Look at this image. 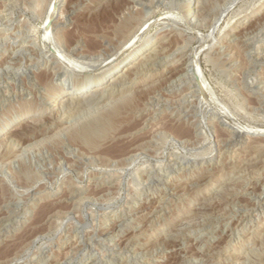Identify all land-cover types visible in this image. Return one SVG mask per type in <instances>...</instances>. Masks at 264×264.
<instances>
[{"label":"rangeland","instance_id":"374dc122","mask_svg":"<svg viewBox=\"0 0 264 264\" xmlns=\"http://www.w3.org/2000/svg\"><path fill=\"white\" fill-rule=\"evenodd\" d=\"M56 1L0 0V264H264V0ZM117 17L141 40L120 48ZM146 39L169 45L159 65L66 111L71 84ZM85 49L102 53L87 62ZM189 52L199 76H156ZM126 100L141 113H116ZM225 113L252 135H234Z\"/></svg>","mask_w":264,"mask_h":264},{"label":"bare ground","instance_id":"6f19581e","mask_svg":"<svg viewBox=\"0 0 264 264\" xmlns=\"http://www.w3.org/2000/svg\"><path fill=\"white\" fill-rule=\"evenodd\" d=\"M58 1V0H57ZM56 1V2H57ZM99 0H95L90 6H92V5H94L95 3H97ZM111 1V0H110ZM112 1H114L113 3H118L119 1L118 0H112ZM135 1V0H134ZM133 1V2H134ZM54 3V4H52V7H51V9H50V12H47L48 13V17H47V22H46V25H44L43 26V29L45 30V32L47 31H49V29H48V25H49V21L51 20V18H52V16H53V14H54V12H55V8H56V4L57 3ZM104 2H105V0H104ZM109 2V1H108ZM107 2V3H108ZM103 3V2H102ZM106 3V2H105ZM110 4H111V2H109ZM108 3V4H109ZM112 3V4H113ZM146 3V2H145ZM172 3H174V2H172ZM104 4V3H103ZM175 4V3H174ZM185 4H186V6L187 7H189V5H191V2H190V0H187L186 2H185ZM87 5V4H86ZM99 5V4H98ZM97 5V6H98ZM102 5V4H101ZM101 5H99L100 7H104L103 5L101 6ZM106 5V4H105ZM153 5V4H152ZM134 6V5H133ZM5 7V6H4ZM7 7V6H6ZM99 7V8H100ZM98 8V9H99ZM49 10V9H48ZM96 10V9H95ZM97 11V10H96ZM187 11H189V10H187ZM203 12V11H202ZM126 13V12H125ZM4 14H5V12H4ZM171 14V13H170ZM146 16V15H145ZM5 17V16H4ZM135 17V16H134ZM175 17V16H174ZM60 18V17H59ZM117 18H119L120 19V21L118 22V24H117V26H116V30L117 31H113L114 33H118L117 35L120 37V39H119V41L117 42V43H119V47H120V45L122 44V45H124L123 43H126L127 44V42H129L130 40H131V38L134 36V34H136L137 35V28H138V26H139V24H137V22L134 24H132V23H129L127 20H125V19H121V17H117ZM195 18V17H194ZM193 18V19H194ZM136 19V18H135ZM175 19H178V18H175ZM182 19V18H181ZM6 20V19H5ZM143 20V19H142ZM185 20V19H184ZM195 20V19H194ZM46 21V20H45ZM190 21V20H189ZM193 21V20H192ZM171 22V21H170ZM114 23V22H113ZM149 23V22H148ZM147 23V24H148ZM45 24V23H44ZM51 24V23H50ZM181 24V23H180ZM141 25V24H140ZM194 25V24H193ZM148 26V25H147ZM147 26H146V28H147ZM176 26V25H175ZM25 27V26H24ZM142 27V26H141ZM149 27V26H148ZM50 28V27H49ZM145 28V29H146ZM180 28V27H179ZM182 28H183V26H182ZM185 28V27H184ZM184 28H183V30H184ZM48 29V30H47ZM141 29V28H140ZM187 29V28H186ZM190 29V28H189ZM188 29V30H189ZM43 30V31H44ZM17 31H19V30H17ZM139 31V30H138ZM145 31V30H144ZM90 32V31H89ZM95 32V31H94ZM97 32V31H96ZM141 32H143V30L141 31ZM43 34H45V33H43ZM140 34V36H138L137 38H135L132 42H131V45H134L139 39H140V37H141V33H139ZM45 35H47V34H45ZM73 35V34H72ZM79 35V34H78ZM77 35V36H78ZM82 35V34H81ZM159 35H161V34H159ZM170 35V34H169ZM184 35H186V34H183V36ZM172 36H174V35H172ZM209 36V35H208ZM45 37V36H44ZM80 37H82V36H80ZM90 37V36H89ZM203 37V36H202ZM8 38V37H7ZM24 38V37H23ZM134 38V37H133ZM172 38V37H171ZM75 40L77 39V38H74ZM93 39V38H92ZM203 39V38H202ZM14 40V39H13ZM68 40V39H67ZM78 40V39H77ZM80 40V39H79ZM79 40H78V42H79ZM141 40V39H140ZM90 41V40H89ZM183 41H186V40H183ZM31 42V41H30ZM172 42V41H171ZM22 43V42H21ZM80 43V42H79ZM173 43V42H172ZM92 44H94V43H92ZM130 44V43H129ZM128 44V45H129ZM160 44V43H159ZM171 44V43H170ZM23 45V44H22ZM74 45V44H73ZM88 45H90V44H88ZM97 45V44H96ZM121 45V46H122ZM130 45V46H131ZM184 45V44H183ZM77 46V45H76ZM94 46V45H93ZM117 46V48H119ZM228 46V45H227ZM91 47V46H90ZM124 47H128V46H124ZM124 47H123V50H124ZM184 47V46H183ZM27 48V47H26ZM52 48V47H51ZM69 48H70V50L72 51V50H74V46L72 47V45H70L69 46ZM83 48V47H82ZM87 48H89L88 46H87ZM121 48V47H120ZM179 48H180V46H179ZM204 48V50L207 48V47H203ZM202 48V49H203ZM221 48H223V47H221ZM168 49H169V45L167 46V45H163V44H160V45H157V44H153L152 45V40L151 39H146L145 41H143V43L142 44H140L138 47H136L133 51H131L130 53H128V54H125V55H123V56H121L119 59H118V61L115 63V64H113L111 67H109V68H107V69H105L104 71H102L99 75H97V76H95V77H93V78H89L87 75V77H85V78H82V79H80L79 81H77V82H75V83H73V84H71L69 87H68V89H67V93H66V96H65V108H66V111L67 112H70V111H72V112H77V111H80V110H85L87 107H89V106H95V107H97L96 105H99V104H101V103H103L105 100H103V98L104 97H106V98H109V97H111V96H113V94H114V92H112V93H110V91H116V92H118V91H120L119 89H118V84H120L121 85V83H122V85H124L125 83H126V81H127V83H129L130 84V82H131V79H132V77L134 76V75H136L138 72H140V70L141 69H143L144 70V68H143V66L144 65H148V66H152L153 68H154V66H156L157 64L159 65V63H161V60H163V59H161V58H163V57H165V56H163V54H165L166 55V53H168L169 51H168ZM181 49V48H180ZM200 50H202L201 48H199ZM50 50V49H49ZM59 50V49H58ZM58 50H56V51H58ZM66 50V49H65ZM191 50V49H190ZM194 49H192V51H193ZM227 50V49H226ZM18 51V50H17ZM70 51V52H71ZM79 51V50H78ZM173 51V50H172ZM179 51V50H178ZM189 51V50H188ZM203 51V50H202ZM16 52V51H15ZM54 52V51H53ZM118 52V51H117ZM117 52H116V54H117ZM121 52V50L119 49V53ZM140 52V53H139ZM173 52H177V51H173ZM194 52V51H193ZM198 52V51H197ZM13 53V52H12ZM102 53V49L100 50L99 49V51L98 50H90V49H85V50H82V52L80 53V55H81V57L82 58H84L83 60H85L86 59V61H87V59H94V58H96V57H99L100 56V54ZM111 53V52H110ZM115 53V52H114ZM118 53V54H119ZM137 53H139V57H135V55H137ZM190 53V52H189ZM207 53V52H206ZM205 53V54H206ZM55 54V53H54ZM60 54H63V53H61L60 52ZM115 54V55H116ZM200 54H201V52H199V53H190V54H184L183 55V57H182V59H181V62L179 63V64H177V66H175V67H172V68H170V67H168L167 69H164L163 71H161L159 74H157L156 76H158V77H164V76H166L167 74H169V73H171V71H173L172 73L174 74L175 72V70L177 71V70H179L178 68H181L180 70L182 71H185V72H187V73H191L193 70H192V65L194 64V63H196V60H197V58H198V55H199V57H200ZM261 54V53H260ZM29 55V54H28ZM66 55V54H65ZM79 55V54H78ZM79 55V56H80ZM170 55V54H169ZM217 55V54H216ZM51 56V55H50ZM60 56V55H59ZM102 57H103V55H101ZM105 56V55H104ZM111 56V55H110ZM112 56H113V53H112ZM142 56V57H141ZM163 56V57H162ZM213 56V55H212ZM215 56V55H214ZM53 57H55V56H53ZM57 58H59L58 56H56ZM116 57V56H115ZM134 57H135V59H134ZM217 57V56H216ZM6 58V57H5ZM57 58H56V60H57ZM60 58H61V56H60ZM67 58V57H66ZM65 58V59H66ZM101 58V57H100ZM107 58V57H106ZM111 58V57H110ZM68 59H70V58H68ZM96 59H98V58H96ZM95 59V60H96ZM131 59H134V61H136V60H138L139 59V61L137 62V63H135V64H131L130 63V60ZM199 59V58H198ZM216 59V58H215ZM39 60V59H38ZM59 61H61L60 59H58ZM57 60V61H58ZM72 60V59H71ZM70 60V61H71ZM75 60V59H74ZM95 60H94V62H95ZM105 60V59H104ZM33 61V60H32ZM67 61V60H66ZM97 61V60H96ZM132 61V60H131ZM133 61V62H134ZM5 62V61H4ZM62 62V61H61ZM68 63H69V61H67ZM72 62V61H71ZM71 62H70V65H71ZM76 62H79L78 64H80L81 65V61H75V63ZM88 62V61H87ZM87 62H85L86 64H87ZM90 62V61H89ZM93 62V63H94ZM109 62V61H108ZM103 63H106V62H104L103 61ZM216 63V62H215ZM233 63V62H232ZM65 64V63H64ZM77 63L75 64V66L76 65H78ZM91 64H92V62H91ZM96 64V63H95ZM27 65V64H26ZM66 65H68V64H66ZM69 65V66H70ZM80 65H78L79 67H80ZM84 63H83V65H81V66H83L84 67ZM100 65H101V63H100ZM100 65H98V66H100ZM234 65V64H233ZM77 66V67H78ZM86 67L88 66V64L87 65H85ZM91 66V65H90ZM95 66V65H94ZM74 67V66H73ZM86 67H84V68H86ZM92 67V66H91ZM198 67V66H197ZM68 68V67H67ZM81 68V67H80ZM89 68V67H88ZM149 68V67H148ZM201 68V67H200ZM199 68V69H200ZM73 69H76V67L75 68H73ZM78 69V68H77ZM82 69V68H81ZM152 69V68H151ZM196 69V70H195ZM83 70V69H82ZM6 71V70H5ZM19 71V70H18ZM32 71V70H31ZM64 71V70H63ZM142 71V70H141ZM182 71V72H183ZM194 71L197 73V75L199 76V73L198 72H200V70L198 71V69L197 68H194ZM195 72H192V74H196ZM23 73V72H22ZM66 73V72H65ZM179 72H177V74H178ZM202 73V72H201ZM184 74V73H183ZM189 74L187 75V76H189ZM171 75V74H170ZM169 75V76H170ZM185 76H186V74H185ZM184 76V77H185ZM186 76V77H187ZM202 76H204V75H202ZM201 75H200V78L202 77ZM185 77V78H186ZM191 77H194L193 75H191ZM190 76H189V78L190 79H192ZM195 77H196V75H195ZM128 78V79H127ZM157 78V77H156ZM199 77H198V79H196V81H198V83L200 82L201 83V81H203L204 80V78H203V80H202V78L200 79ZM161 79V78H160ZM188 79V78H187ZM157 80H159L158 78H157ZM163 80V79H162ZM181 80H183V79H181ZM193 81H194V79H193ZM157 82V81H156ZM185 82V81H184ZM203 82H206L205 80L203 81ZM202 82V83H203ZM170 83V82H169ZM148 84V83H147ZM171 84V83H170ZM169 84V85H170ZM191 84V83H190ZM194 84V83H193ZM203 84H205V83H203ZM114 86V88L113 89H110V86ZM127 85V84H126ZM198 85V84H197ZM200 85V84H199ZM141 86V85H140ZM153 87V86H152ZM151 87V88H152ZM179 87V86H178ZM207 87H208V85H207ZM112 88V87H111ZM141 88V87H140ZM205 88V87H204ZM138 89V88H137ZM147 89V88H146ZM202 89V88H201ZM209 89V91H210V87L208 88ZM124 90V89H123ZM127 90H128V88H127ZM126 90V91H127ZM149 90V89H148ZM125 91V90H124ZM129 91V90H128ZM133 91V90H132ZM155 91H156V89H155ZM142 92V91H141ZM192 92V91H191ZM196 92V91H195ZM198 93H199V91H197ZM212 92V91H211ZM210 92V93H211ZM156 93V92H155ZM127 94V93H126ZM157 94V93H156ZM213 94V93H212ZM211 94V95H212ZM122 96V95H121ZM147 96V95H146ZM154 96V95H153ZM185 96V95H184ZM140 97V96H139ZM211 97V96H210ZM217 97V96H216ZM105 98V99H106ZM116 98V97H115ZM138 98V97H137ZM147 98V97H146ZM201 98V97H200ZM207 98H208V96H207ZM116 99H118V97L116 98ZM143 99V98H142ZM141 99V100H142ZM103 100V101H102ZM184 99L182 98V100L181 101H183ZM211 100V99H210ZM185 101V100H184ZM204 101V100H203ZM133 103V102H132ZM131 103V100H126V101H124V106H122V107H120V108H116V110H115V112L116 113H118V112H124V111H126L127 113H129V115H130V113L133 115V114H140L141 113V109H139L140 107H139V105L138 106H134L133 104ZM143 103V102H142ZM149 103V102H148ZM219 103V102H218ZM214 105V104H213ZM224 105V104H223ZM107 106V105H106ZM94 107V108H95ZM101 107H103V106H101ZM137 107H139V108H137ZM196 107V106H195ZM216 107V106H215ZM221 107V106H220ZM224 107V106H223ZM94 108H92V109H94ZM191 108V107H190ZM189 109V108H188ZM222 109V108H221ZM224 109V108H223ZM176 110V109H175ZM203 110V109H202ZM212 110V109H211ZM227 110V109H226ZM88 111V110H87ZM215 111V110H214ZM222 111V110H221ZM224 111H225V109H224ZM236 111V110H235ZM186 112V111H185ZM193 112V111H192ZM216 112V111H215ZM218 112V111H217ZM226 112V111H225ZM228 112V111H227ZM125 113V112H124ZM220 112H218V113H216V114H219ZM222 113H223V111H222ZM64 114V113H63ZM224 114V113H223ZM226 115H222V118H221V114L219 115L220 117H218L219 119H223L224 120V122L226 121V123H232L233 125H231V126H228V128L232 131V133L234 134V135H236L237 137H243V136H250V135H252V132L250 131V130H252V129H250V128H248L247 130L246 129H244L243 127H241L240 126V124L237 122V120L235 119V118H233V117H231V116H229V115H227V113H225ZM131 115V116H132ZM153 115V114H152ZM195 115V114H194ZM234 115V114H233ZM65 116V115H64ZM84 116V115H83ZM134 116V115H133ZM149 116V115H148ZM170 116V115H169ZM214 116H217V115H214ZM81 117V116H80ZM128 117V116H127ZM77 118V117H76ZM38 119V118H37ZM69 119V118H68ZM129 119V118H128ZM70 120V119H69ZM170 121V120H169ZM33 122V121H32ZM31 122V123H32ZM36 122V121H35ZM69 122V121H68ZM71 122V121H70ZM105 124H110L111 123V117H108V118H106L104 121H103ZM182 122V121H181ZM215 122V121H214ZM26 123H28V122H26ZM30 123V122H29ZM34 123V122H33ZM73 123V122H72ZM124 123H126V122H124ZM134 123V122H133ZM137 123V122H136ZM139 123V122H138ZM221 123V122H220ZM75 124V123H74ZM230 125V124H229ZM20 126H22V125H17V126H15L13 129H10V133L13 135V134H16V135H14V136H19V131H20V129H21V127ZM166 126V125H165ZM139 127V126H138ZM159 127V126H158ZM174 127V126H173ZM106 128V127H105ZM137 128V127H136ZM154 128V127H153ZM210 128V127H209ZM257 128V127H256ZM64 129V128H63ZM72 129V128H71ZM188 129V128H187ZM62 130V129H61ZM66 130V129H65ZM151 130V129H150ZM163 130H165V129H163ZM9 131V130H8ZM40 131V130H39ZM95 131V130H94ZM122 131V130H121ZM166 131H168V130H166ZM253 131V130H252ZM145 132V131H144ZM152 132V131H151ZM172 132V131H171ZM176 132H178V133H182V132H184L182 129H178V131H176ZM186 132V131H185ZM193 132V131H192ZM202 132V131H201ZM21 133H22V135H23V132H20V135H21ZM167 133V132H166ZM106 134V133H105ZM161 134H162V132H161ZM183 135H181L182 137H180V138H184V139H187V136L184 134V133H182ZM191 134V133H190ZM224 134V133H223ZM55 135H56V133H55ZM107 135V134H106ZM172 135V134H171ZM178 135V134H177ZM255 135H260V136H262L263 138H264V130L263 131H260V132H257L256 131V134ZM30 136V135H29ZM112 136V135H111ZM169 136V135H168ZM189 136V135H188ZM216 136V135H215ZM223 136V135H222ZM10 137H13V136H10ZM84 137L86 138V140L87 141H89V142H92V138H93V129H89V130H86L85 132H84ZM92 137V138H91ZM172 137V136H171ZM170 137V139H172ZM175 137V136H174ZM29 138V137H28ZM142 138V137H141ZM179 138V137H178ZM234 138V137H233ZM94 139V138H93ZM175 139V138H174ZM188 139H190V138H188ZM187 139V140H188ZM252 139V138H251ZM5 140V139H4ZM145 140V139H144ZM147 140V139H146ZM149 140V139H148ZM191 140V139H190ZM228 140V139H227ZM121 141V140H120ZM244 141V140H243ZM250 141V140H249ZM252 141V140H251ZM261 141H263V140H261ZM143 142V141H142ZM187 142V141H186ZM29 144V143H28ZM188 144V143H187ZM248 144V143H247ZM255 144V143H254ZM218 145V144H217ZM136 146V145H135ZM138 146H139V143H138ZM139 147H141V146H139ZM263 147V146H262ZM16 148V147H15ZM134 148H136V147H134ZM182 148V147H181ZM257 148V147H256ZM132 149V148H131ZM133 150V149H132ZM136 150V149H135ZM135 150H134V152H135ZM139 150V149H138ZM130 150H128V152H129ZM17 152V151H16ZM23 152V151H22ZM133 152V151H132ZM136 152H137V150H136ZM213 152V151H212ZM127 153V152H126ZM130 153V152H129ZM148 153V152H147ZM244 153V152H243ZM133 153H131V155H132ZM196 154V153H195ZM202 154V153H201ZM253 154V153H252ZM126 155V154H125ZM129 155V154H128ZM138 155V154H137ZM133 156H134V154H133ZM174 156V155H173ZM177 156V155H176ZM236 156V155H235ZM107 157V156H106ZM178 157V156H177ZM200 157V156H199ZM112 158V157H111ZM116 158H118V157H116ZM183 158V157H182ZM206 158V157H205ZM232 158V157H231ZM9 159V158H8ZM109 159V158H108ZM125 159V158H124ZM185 159V158H184ZM183 159V160H184ZM116 160V159H115ZM129 160V159H128ZM202 160V159H201ZM263 160H264V158H263ZM131 161V160H130ZM176 161V160H175ZM195 161V160H194ZM223 161V160H222ZM231 161V160H230ZM8 162V161H7ZM168 162V161H167ZM216 162V161H215ZM243 163V162H242ZM1 164V163H0ZM170 164V163H169ZM172 164V163H171ZM252 164V163H251ZM126 165V164H125ZM237 165V164H236ZM240 166V165H239ZM261 166V165H260ZM121 168V167H120ZM246 171V170H245ZM121 172V171H120ZM202 172V171H201ZM205 172V171H204ZM110 174V173H109ZM115 174V173H114ZM156 174V173H155ZM243 174V173H242ZM245 174V173H244ZM158 175V174H157ZM250 175V174H249ZM253 175V174H252ZM100 176V175H99ZM118 176H120V175H118ZM159 176V175H158ZM206 176V175H205ZM110 177V176H109ZM253 177H254V175H253ZM97 178V177H96ZM245 178V177H244ZM256 178V177H255ZM146 181V180H145ZM241 181V180H240ZM260 182V181H259ZM118 184V183H117ZM239 184V183H238ZM144 185V184H143ZM240 185V184H239ZM184 186V185H183ZM245 189V188H244ZM263 189V188H262ZM100 190V189H99ZM106 191V190H105ZM114 191V190H113ZM112 191V192H113ZM249 191V190H248ZM252 191V190H251ZM102 192V191H101ZM250 192V191H249ZM109 193V192H108ZM264 193V192H263ZM241 194V193H240ZM218 197V196H217ZM260 197V196H259ZM184 198V197H183ZM207 198V197H206ZM65 199H67V198H65ZM161 199V198H160ZM205 199V198H204ZM77 200V199H76ZM147 200V199H146ZM232 200V199H231ZM126 201V200H125ZM258 204V203H257ZM264 204V203H263ZM145 207V206H144ZM146 207H148V206H146ZM121 208V207H120ZM233 208V207H232ZM150 209V208H149ZM148 209V210H149ZM154 209V208H153ZM13 210V209H12ZM239 210V209H238ZM133 211V210H132ZM144 211V210H143ZM9 214H11V213H9ZM50 214V213H49ZM235 216V215H234ZM207 217V216H206ZM122 218V217H121ZM120 218V219H121ZM203 218V217H202ZM16 219V218H15ZM10 223V222H9ZM235 224V223H234ZM11 225V224H10ZM140 225V224H139ZM187 226V225H186ZM109 228V227H108ZM2 229V228H1ZM145 229V228H144ZM1 231V230H0ZM105 231V230H104ZM236 231V230H235ZM113 233H115V232H113ZM227 233V232H226ZM131 234V233H130ZM87 235V234H86ZM90 235V234H89ZM130 236V235H129ZM131 237V236H130ZM140 237V236H139ZM249 237V236H248ZM36 239V238H35ZM32 240V239H31ZM34 240V239H33ZM35 241V240H34ZM137 241V240H136ZM193 244V243H192ZM181 248V247H180ZM122 249V248H121ZM218 249V248H217ZM120 250V249H119ZM174 250V249H173ZM195 251V250H194ZM254 251V250H253ZM255 252H256V250H255ZM264 252V251H263ZM56 253V252H55ZM140 253V252H139ZM142 253V252H141ZM140 253V254H141ZM143 254V253H142ZM181 255V254H180ZM199 255V254H198ZM103 256V255H102ZM148 256V255H147ZM175 257V256H174ZM253 257V256H252ZM257 257V256H256ZM60 258V257H59ZM61 259V258H60ZM100 259V258H99ZM264 259V258H263ZM155 260V259H154ZM43 263H44V261H43ZM48 263V262H47ZM58 263H59V261H58ZM57 263V264H58ZM63 263V262H62ZM88 263V262H87ZM249 263V262H248ZM60 264V263H59ZM85 264V263H84ZM237 264V263H236Z\"/></svg>","mask_w":264,"mask_h":264}]
</instances>
